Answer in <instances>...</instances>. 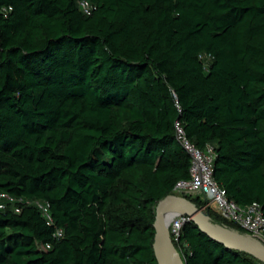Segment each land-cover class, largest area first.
<instances>
[{"label": "trees", "instance_id": "1", "mask_svg": "<svg viewBox=\"0 0 264 264\" xmlns=\"http://www.w3.org/2000/svg\"><path fill=\"white\" fill-rule=\"evenodd\" d=\"M80 1L0 0V264H156V204H205L174 192L176 123L264 217V0ZM173 243L185 264H261L190 222Z\"/></svg>", "mask_w": 264, "mask_h": 264}, {"label": "built area", "instance_id": "2", "mask_svg": "<svg viewBox=\"0 0 264 264\" xmlns=\"http://www.w3.org/2000/svg\"><path fill=\"white\" fill-rule=\"evenodd\" d=\"M80 11L89 15L94 8L87 1H80ZM176 138L178 143L186 150L190 157L189 178L176 184L174 192L179 195L199 196L204 200L205 204L201 207V211L205 212L206 208H211L215 213L220 215L224 220L246 232L247 237L254 239L260 244H264V217L260 206L257 203L241 207L229 200L224 189L217 184L212 177L214 150L211 146L204 149H198L194 146L186 136L185 130L176 123ZM4 201L14 203L15 201L6 194L0 195V210L4 208ZM40 212L41 217L46 220L47 226H52V217L49 215L48 206L44 203L36 201L33 203ZM18 210H16V213ZM189 218L176 216L168 227L172 241L177 242L181 233V228ZM54 236L62 238L63 233L60 229H55ZM260 244V245H262ZM45 249H49L46 245Z\"/></svg>", "mask_w": 264, "mask_h": 264}, {"label": "water", "instance_id": "3", "mask_svg": "<svg viewBox=\"0 0 264 264\" xmlns=\"http://www.w3.org/2000/svg\"><path fill=\"white\" fill-rule=\"evenodd\" d=\"M155 231L153 250L156 264H185L180 253L174 247L168 227L176 216L187 217L200 233L205 234L211 241L234 252H241L252 259L264 264V246L251 244L241 237H235L226 230L210 222L207 213L187 198L170 194L155 206Z\"/></svg>", "mask_w": 264, "mask_h": 264}, {"label": "bare ground", "instance_id": "4", "mask_svg": "<svg viewBox=\"0 0 264 264\" xmlns=\"http://www.w3.org/2000/svg\"><path fill=\"white\" fill-rule=\"evenodd\" d=\"M225 230V229H224ZM227 231V230H226ZM227 232H229L231 235H233V236H235V237H241V238H243V239H245L246 241H248V242H250L251 244H255V245H258V246H261V247H263L262 245H260L258 242H256L254 239L252 240V239H250L249 237L247 238V237H244V236H242V235H240V234H234V233H232V232H230V231H227ZM264 248V247H263Z\"/></svg>", "mask_w": 264, "mask_h": 264}, {"label": "rangeland", "instance_id": "5", "mask_svg": "<svg viewBox=\"0 0 264 264\" xmlns=\"http://www.w3.org/2000/svg\"><path fill=\"white\" fill-rule=\"evenodd\" d=\"M216 226H218V225H216ZM219 228L221 227L222 229H225V230H227V231H230V232H232V233H234V234H240V233H238V232H234V231H231V230H229V229H226V228H224V227H222V226H218ZM240 235H242V234H240ZM242 236H244V235H242ZM244 237H247V236H244ZM248 238V237H247ZM260 244H262L261 242H260ZM263 246H264V244H262Z\"/></svg>", "mask_w": 264, "mask_h": 264}]
</instances>
